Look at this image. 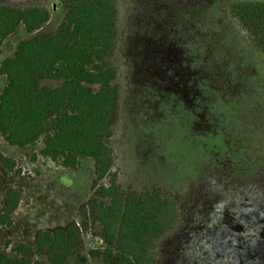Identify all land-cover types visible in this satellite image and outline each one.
Segmentation results:
<instances>
[{
	"label": "rangeland",
	"instance_id": "rangeland-1",
	"mask_svg": "<svg viewBox=\"0 0 264 264\" xmlns=\"http://www.w3.org/2000/svg\"><path fill=\"white\" fill-rule=\"evenodd\" d=\"M229 1L119 0L124 98L109 140L114 170L122 188L157 189L181 205L180 220L153 250L157 264H264V55L229 19ZM0 2L43 4L50 10L44 33L65 19L59 0ZM27 32L21 26L8 36L0 63ZM6 85L0 74V94ZM40 146L15 153L24 171L11 179L23 196L15 223L0 228V248L7 238L34 245L41 230L80 223L93 196L91 158L76 170L32 162ZM103 244L97 227L82 251ZM64 264L80 263L72 256ZM88 264L104 263L89 257Z\"/></svg>",
	"mask_w": 264,
	"mask_h": 264
},
{
	"label": "trees",
	"instance_id": "trees-1",
	"mask_svg": "<svg viewBox=\"0 0 264 264\" xmlns=\"http://www.w3.org/2000/svg\"><path fill=\"white\" fill-rule=\"evenodd\" d=\"M59 7L65 19L53 33L21 40L0 64V74L7 77L0 94V135L18 148L41 144L32 162L40 155L76 170L80 158H91L93 196L80 208V223L41 230L34 245H12L7 238L0 264H64L72 256L80 264H88L89 257L104 264H157L153 250L180 220L181 205L157 189L122 188L114 170L118 153L109 140L119 129L124 98L117 55L119 0H59ZM226 9L251 47L264 55V0H230ZM49 20L43 4L0 2V51L19 25L32 32ZM46 79L57 85H43ZM0 167L5 203L0 228L7 229L23 196L11 178L24 170L1 150ZM97 227L103 246L83 252L84 237L96 235Z\"/></svg>",
	"mask_w": 264,
	"mask_h": 264
},
{
	"label": "crops",
	"instance_id": "crops-1",
	"mask_svg": "<svg viewBox=\"0 0 264 264\" xmlns=\"http://www.w3.org/2000/svg\"><path fill=\"white\" fill-rule=\"evenodd\" d=\"M49 22V21H48ZM47 22V23H48ZM47 23L46 24H44L41 28H39V29H37V30H35V31H32V32H27V33H29V35L30 36H28L27 38H31V37H33V36H35L37 33H44L43 32V29H44V27L47 25ZM21 26H24V25H19L18 26V28H20ZM17 28V29H18ZM13 34V33H12ZM8 38V37H7ZM6 38V39H7ZM26 38V39H27ZM6 39H5V41H6ZM5 41H4V43H5ZM3 43V44H4ZM16 47H17V45H16ZM2 48H3V45H2ZM1 48V49H2ZM15 50H16V48H15ZM15 50L9 55V56H11V55H13V53L15 52ZM2 62V61H1ZM1 64V63H0ZM3 139H4V137H3ZM29 146H31V145H29ZM29 146H27V147H24V148H18V147H14V146H12V145H10V144H8L6 141H5V139H4V142H3V144H1L0 145V150L3 152V153H5L6 155H9V156H12V157H14L17 161H19L17 158H16V155H15V153L16 152H18V151H22L23 149H27ZM39 149H40V147H39ZM39 151V150H38ZM37 151V152H38ZM36 152V153H37ZM40 158H42L40 155L38 156V158H37V160H39ZM81 159H84V158H80L79 159V162H78V166H79V163H80V161H81ZM78 168V167H77ZM0 170H1V173H2V175H3V177H4V174H3V172H2V169H1V167H0ZM4 179V178H3ZM14 185V184H13ZM15 187V186H14ZM0 191H2V190H0ZM2 193H3V206H2V209L0 210V214H2L4 211H5V203H4V192L2 191ZM22 201V200H21ZM20 205H21V203H20ZM20 207V206H19ZM19 207H18V209H19ZM17 209V210H18ZM17 210L13 213V215H12V218H13V221H14V215H15V213L17 212ZM15 223V222H14ZM10 228V227H9Z\"/></svg>",
	"mask_w": 264,
	"mask_h": 264
}]
</instances>
